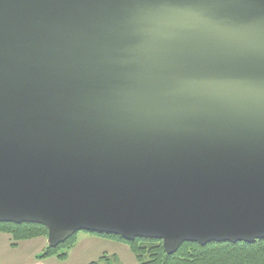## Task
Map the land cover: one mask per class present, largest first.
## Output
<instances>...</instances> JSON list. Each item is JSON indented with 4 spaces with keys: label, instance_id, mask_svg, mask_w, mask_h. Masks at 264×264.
<instances>
[{
    "label": "water",
    "instance_id": "1",
    "mask_svg": "<svg viewBox=\"0 0 264 264\" xmlns=\"http://www.w3.org/2000/svg\"><path fill=\"white\" fill-rule=\"evenodd\" d=\"M0 223L264 240V0H0Z\"/></svg>",
    "mask_w": 264,
    "mask_h": 264
},
{
    "label": "trees",
    "instance_id": "2",
    "mask_svg": "<svg viewBox=\"0 0 264 264\" xmlns=\"http://www.w3.org/2000/svg\"><path fill=\"white\" fill-rule=\"evenodd\" d=\"M0 233L12 236L13 247L17 242L48 236V229L41 224L33 223H0ZM99 237L117 239L129 245L136 257L137 264H264V240L254 243L239 242L217 243L213 242L202 246L194 242H185L175 254H168L163 242L157 239L137 238L126 241L120 236L94 234ZM76 236L60 246L47 247L36 259L45 260L56 257L66 261L69 251L76 245ZM91 264H121L116 255H105L99 261Z\"/></svg>",
    "mask_w": 264,
    "mask_h": 264
},
{
    "label": "rangeland",
    "instance_id": "3",
    "mask_svg": "<svg viewBox=\"0 0 264 264\" xmlns=\"http://www.w3.org/2000/svg\"><path fill=\"white\" fill-rule=\"evenodd\" d=\"M94 234L96 233L85 231L76 233V245L69 251L68 259L61 261L56 257L45 260L36 259L44 249L50 247L49 236L19 241L17 246L13 247L12 236L0 233V264H33L35 261H45L46 264H91L99 261L105 255H116L121 264H137L136 257L129 245L117 239L99 237ZM10 237L11 243L9 242Z\"/></svg>",
    "mask_w": 264,
    "mask_h": 264
},
{
    "label": "crops",
    "instance_id": "4",
    "mask_svg": "<svg viewBox=\"0 0 264 264\" xmlns=\"http://www.w3.org/2000/svg\"><path fill=\"white\" fill-rule=\"evenodd\" d=\"M11 237L9 238V242L11 243ZM11 245V244H10ZM33 264H46V262L45 261H35Z\"/></svg>",
    "mask_w": 264,
    "mask_h": 264
}]
</instances>
